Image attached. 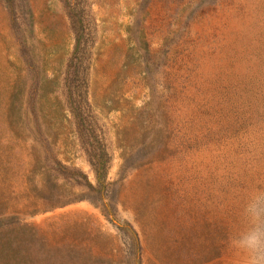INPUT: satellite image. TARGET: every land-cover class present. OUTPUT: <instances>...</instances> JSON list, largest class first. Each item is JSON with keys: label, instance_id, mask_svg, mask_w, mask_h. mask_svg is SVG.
Instances as JSON below:
<instances>
[{"label": "rangeland", "instance_id": "rangeland-1", "mask_svg": "<svg viewBox=\"0 0 264 264\" xmlns=\"http://www.w3.org/2000/svg\"><path fill=\"white\" fill-rule=\"evenodd\" d=\"M264 190V0H0V264H242Z\"/></svg>", "mask_w": 264, "mask_h": 264}, {"label": "clouds", "instance_id": "clouds-1", "mask_svg": "<svg viewBox=\"0 0 264 264\" xmlns=\"http://www.w3.org/2000/svg\"><path fill=\"white\" fill-rule=\"evenodd\" d=\"M244 223L231 242L242 264H264V190L251 193L243 205Z\"/></svg>", "mask_w": 264, "mask_h": 264}]
</instances>
